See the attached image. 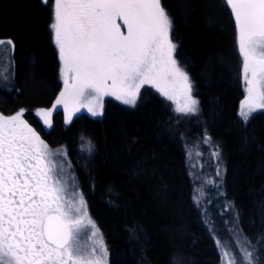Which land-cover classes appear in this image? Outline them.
I'll return each mask as SVG.
<instances>
[{
	"label": "trees",
	"instance_id": "16d2710c",
	"mask_svg": "<svg viewBox=\"0 0 264 264\" xmlns=\"http://www.w3.org/2000/svg\"><path fill=\"white\" fill-rule=\"evenodd\" d=\"M161 1L179 63L193 81L197 119L184 120L145 88L134 107L108 100L103 118L83 114L71 124L57 112L45 130L33 111L54 104L62 81L53 6L44 0H0V39L14 41L16 60L15 86L0 85V111L24 109L51 146L67 148L111 264H222L220 214L197 203L188 156L190 145L210 138L222 150L223 181L210 192L217 203L235 204L243 234L259 248L256 261L264 264V111L246 122L239 115L245 90L234 16L226 0ZM209 167L205 160L203 176Z\"/></svg>",
	"mask_w": 264,
	"mask_h": 264
},
{
	"label": "snow or ice",
	"instance_id": "6c2138e0",
	"mask_svg": "<svg viewBox=\"0 0 264 264\" xmlns=\"http://www.w3.org/2000/svg\"><path fill=\"white\" fill-rule=\"evenodd\" d=\"M226 4L238 32L245 90L239 115L246 122L264 110V0ZM50 27L64 90L52 108L35 113L45 127H52L57 106L68 123L81 108L101 115L105 96L134 106L145 85L172 101L177 113L198 111L161 0H54ZM11 49V40L0 39V57ZM24 112L0 114V264H107V248L68 173L66 150L50 149ZM224 256V264H237L234 255ZM240 264H252L247 247Z\"/></svg>",
	"mask_w": 264,
	"mask_h": 264
},
{
	"label": "rangeland",
	"instance_id": "374dc122",
	"mask_svg": "<svg viewBox=\"0 0 264 264\" xmlns=\"http://www.w3.org/2000/svg\"><path fill=\"white\" fill-rule=\"evenodd\" d=\"M47 3L52 4V6L54 7V0H47ZM161 4H162V1H161ZM162 7L165 9L163 4H162ZM165 11L169 15V13H168V11L166 9H165ZM169 17H170V15H169ZM171 21H172V19H171ZM118 23H119V21H118ZM121 27H122V31H123L124 30V26L121 25ZM172 32H173V23H172V28H171L170 35H171L172 42L176 44V42L174 41ZM53 36H54V33H53ZM4 40L5 41L11 40L13 42V45H14V49L6 50L4 52V55L2 57H0V85H1V87L10 90V88H13L15 86V81H16L15 44H14V41L12 39H4ZM177 49H178V46L176 44V49H175L174 55H175V58L178 60ZM178 62H179V60H178ZM61 66H62V64H61ZM180 66H181V64H180ZM60 75H61V70H60ZM61 81H62V88H61L60 93L64 90V83H63L62 78H61ZM190 81H191V84H192V96H193V98H195L197 100V98L194 95L193 81H192L191 77H190ZM145 88H152L153 90L158 92L155 88L151 87L150 85H145L144 87L141 88L140 94H141L142 90L145 89ZM60 93H59V95H60ZM140 94H139V96H138V98L136 100L135 105L138 103ZM59 95H58V97H59ZM108 100H115V101H119V102L123 103L120 100H116L114 97L105 96V97L102 98L103 109H102V114L101 115L94 116L87 109L81 108L78 112L74 113L71 123L75 120V118H77V117H79V116H81L83 114L91 115L94 118H103L104 117L106 103H107ZM170 102H171V104L173 105V107L175 109V104L172 101H170ZM54 104H55V102H54ZM125 105H127V104H125ZM52 106L49 107V108H40V109H50V108H52ZM127 106L134 107L132 105H127ZM197 108H198V111L196 113H190V114L177 113V114H179L180 117L183 118L184 120H190V119H194V118L197 119V117L199 116V112H200L199 102H198ZM40 109H37V110L33 111L35 117H37L35 115V113L38 110H40ZM262 111H264V110H258L257 112L252 113L249 116V119L247 121H249L257 113L262 112ZM57 112H62L64 114L66 122H67V112L62 108V106H57L56 110L53 111L52 127L51 128H47V127H45L42 124V127L45 130L48 131V130L53 128L54 115ZM0 114L4 115L6 117L13 115V114H11V115L4 114L1 111H0ZM25 114H26V111L24 112V117L23 118L29 123V125L31 127L34 128V130L41 137V139L44 140L43 137H42V132L40 131V129L35 127V125L33 126V124H31L27 120ZM71 123H68V124H71ZM209 141H210V138L206 139L203 144L202 143H198V144L190 145L188 147L189 164H190V167H191L192 175H193L195 181L197 182V188H196V200H197V203L200 205V207L205 212L216 209L217 212L220 214L219 215V220L217 222V227H216L217 228V237L216 238H217V241H218V244H219V248H220V251H221L222 264H224V261L227 259V257L224 256L225 252L229 253L230 256L234 255L236 257L237 264H240L241 256H242V249L245 248V247H247L248 251L252 252V264H257V261H256V259H257L256 248L257 249H259V248H258V246H255L256 248L254 249L252 244L249 242V239L247 237H245V235L243 234V231H242V229H241V227L239 225L238 214H237V211H236V208H235V204L231 200H229L228 198H224V199L220 198L219 199L220 202L217 203L216 202V198H214V195L210 192L209 188L212 187V186L217 188V190L219 191L218 187H220L221 184H223V181H222V179H221V182L218 180L219 177H221V169H220L219 164L221 162L220 160H222V156H221L220 148H217L218 146H216L217 145L216 142L210 143ZM45 143L52 150H55L57 148H60L62 150H66V157H64V159L67 162H70V168L68 169V173L75 178V183H76L77 190L80 193L83 194V198H84V201L86 203V211H87L88 218H90L95 223L96 228L98 229L99 238H102L103 243H104V245L107 248V264H111V256H110L111 254H110L109 245L107 243V240L105 238L103 230L101 229L100 225L98 224V222L96 221V219L92 216V214L90 212L88 200H87L86 195L84 194L83 190L81 189V186L79 184V179H77V175H76L75 169L73 167V163L71 161V158H70V156L68 154V151H67L66 147H64V146L53 147L50 144H48V142H45ZM85 145H84L85 148L87 147L89 150H91V147H90L88 142L85 141ZM206 145H207V147L205 148ZM210 148H211V151L208 152V150H210ZM202 149H204V150H202ZM202 153H204V154L202 155ZM205 160H206L207 163L210 164V167L208 168L209 170H208L207 174H205L206 176L205 175L203 176L201 170L203 169V164L205 163ZM65 167L67 168V164L65 165ZM212 168L215 169V170L212 171L213 170ZM218 172H219V174H217ZM208 174H211L214 177H210V176H208ZM221 191H222V189H221ZM215 197H218V194H215ZM85 223H86V221H85ZM86 232H87V229H83L82 230V232H81L82 240H83V238H85Z\"/></svg>",
	"mask_w": 264,
	"mask_h": 264
},
{
	"label": "bare ground",
	"instance_id": "6f19581e",
	"mask_svg": "<svg viewBox=\"0 0 264 264\" xmlns=\"http://www.w3.org/2000/svg\"><path fill=\"white\" fill-rule=\"evenodd\" d=\"M63 146V145H62ZM217 146V145H216ZM65 147V146H64ZM217 148H219V146L217 147ZM67 149V148H66ZM198 149V148H197ZM202 150H204V149H202ZM221 152H222V150H221ZM193 153V152H192ZM204 153H202V155H203ZM207 154V153H206ZM197 155V154H196ZM220 155V154H219ZM198 160V159H197ZM212 160V159H211ZM221 161V160H220ZM199 162V161H198ZM224 165V164H223ZM226 165V164H225ZM74 167V166H73ZM221 167H223V166H221ZM75 169V168H74ZM211 169V168H210ZM213 169V168H212ZM223 169H225V168H223ZM209 170V169H208ZM215 169H213L212 171H214ZM205 171V170H204ZM207 171V170H206ZM222 171V170H221ZM225 171V170H224ZM226 172L227 171H225V174H226ZM223 173V172H222ZM224 174V173H223ZM225 176V175H224ZM230 234V233H229ZM231 239V238H230ZM233 239V238H232ZM223 240V239H222ZM234 241V240H233ZM232 241V242H233ZM249 243V242H248ZM223 244V243H222ZM111 256V255H110ZM258 264V263H257Z\"/></svg>",
	"mask_w": 264,
	"mask_h": 264
},
{
	"label": "flooded vegetation",
	"instance_id": "af4514ba",
	"mask_svg": "<svg viewBox=\"0 0 264 264\" xmlns=\"http://www.w3.org/2000/svg\"><path fill=\"white\" fill-rule=\"evenodd\" d=\"M42 137H43V139L45 140V142H48V141L46 140V138L44 137L43 134H42ZM48 144H50V143L48 142Z\"/></svg>",
	"mask_w": 264,
	"mask_h": 264
}]
</instances>
